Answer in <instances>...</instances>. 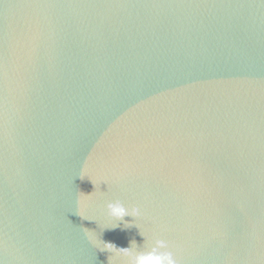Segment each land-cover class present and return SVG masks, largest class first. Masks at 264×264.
Returning <instances> with one entry per match:
<instances>
[{
    "label": "water",
    "instance_id": "obj_1",
    "mask_svg": "<svg viewBox=\"0 0 264 264\" xmlns=\"http://www.w3.org/2000/svg\"><path fill=\"white\" fill-rule=\"evenodd\" d=\"M115 200L178 264H264V0H0V264H125L82 231L142 247Z\"/></svg>",
    "mask_w": 264,
    "mask_h": 264
},
{
    "label": "clouds",
    "instance_id": "obj_2",
    "mask_svg": "<svg viewBox=\"0 0 264 264\" xmlns=\"http://www.w3.org/2000/svg\"><path fill=\"white\" fill-rule=\"evenodd\" d=\"M85 176L81 175L83 179ZM92 184L95 186V191L91 194L82 195L85 198H90L94 193H97L99 185L90 179ZM107 184V182H104ZM108 185V184H107ZM81 206L86 203V201H81ZM82 219L90 220L84 215H79ZM126 216L134 218L135 227L139 229V234L144 237V244L142 247H138L136 241H131L130 246L127 248H119L111 242H105L100 240L95 235V232L89 229H83L82 231L89 238V240L96 245L100 251H107L111 253L108 257L110 262L112 257L122 258L125 264H178L177 258L174 252L170 250L169 243L164 239L154 238V236L147 231H145L139 224L138 221L141 217V210L137 206H126L120 200H115L108 202L106 204V217L111 221V227H117L118 224L112 223L113 221H124ZM125 227H131L133 224L124 222ZM109 226H105L107 228Z\"/></svg>",
    "mask_w": 264,
    "mask_h": 264
}]
</instances>
